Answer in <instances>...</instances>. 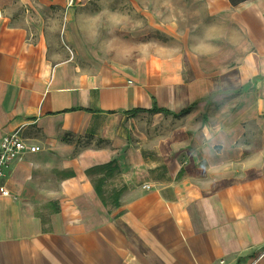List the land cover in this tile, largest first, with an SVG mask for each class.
Here are the masks:
<instances>
[{
    "label": "crops",
    "instance_id": "obj_1",
    "mask_svg": "<svg viewBox=\"0 0 264 264\" xmlns=\"http://www.w3.org/2000/svg\"><path fill=\"white\" fill-rule=\"evenodd\" d=\"M156 30L70 55L0 0V142L41 147L7 170L0 264H264V0H194ZM153 97L194 106L125 112ZM114 160L111 206L87 170Z\"/></svg>",
    "mask_w": 264,
    "mask_h": 264
},
{
    "label": "rangeland",
    "instance_id": "obj_2",
    "mask_svg": "<svg viewBox=\"0 0 264 264\" xmlns=\"http://www.w3.org/2000/svg\"><path fill=\"white\" fill-rule=\"evenodd\" d=\"M192 1L1 0V4L12 22L26 27L34 37L43 35L52 47L65 48L70 55L87 51L106 57L118 41L138 45L156 40V24L182 15L183 10L189 12ZM117 164L114 160L90 176L103 191L105 205L115 206L124 186Z\"/></svg>",
    "mask_w": 264,
    "mask_h": 264
},
{
    "label": "built area",
    "instance_id": "obj_3",
    "mask_svg": "<svg viewBox=\"0 0 264 264\" xmlns=\"http://www.w3.org/2000/svg\"><path fill=\"white\" fill-rule=\"evenodd\" d=\"M40 149L39 145L28 143L18 130L2 137L0 142V197L9 193L4 180L12 162L21 159L28 151L38 152ZM145 186L150 187V185Z\"/></svg>",
    "mask_w": 264,
    "mask_h": 264
},
{
    "label": "trees",
    "instance_id": "obj_4",
    "mask_svg": "<svg viewBox=\"0 0 264 264\" xmlns=\"http://www.w3.org/2000/svg\"><path fill=\"white\" fill-rule=\"evenodd\" d=\"M238 1H241V0H234V3L238 2ZM193 106H194V104H190L187 107L181 109L180 111L175 112V111H171L165 107H160L157 103L156 98L153 97V103H152V106L150 108H135V109H132L130 111H125V112L132 114V115H136L140 112H163L165 114H171L174 117H181V116L187 114L188 112H190L192 110ZM111 165H112V161L101 164V165H97V166H94V167H91L90 169H88L87 173L91 176L93 173V170H98L99 168H102L103 166L106 167V166H111ZM92 182L94 183V186H95V189H96L98 195L102 198L103 201H106L103 191L99 187V184H97V181H95V179H93V177H92ZM116 202H118V200Z\"/></svg>",
    "mask_w": 264,
    "mask_h": 264
}]
</instances>
